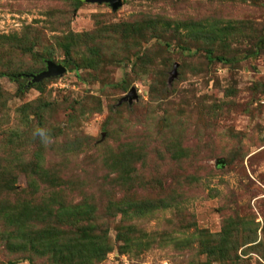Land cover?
<instances>
[{"label":"rangeland","instance_id":"rangeland-1","mask_svg":"<svg viewBox=\"0 0 264 264\" xmlns=\"http://www.w3.org/2000/svg\"><path fill=\"white\" fill-rule=\"evenodd\" d=\"M74 3L0 0V35L17 34L27 44L38 40L36 51L52 55L46 65L48 60L62 62L59 42L73 33L100 36L105 49L115 54L99 71L67 69L46 78L45 92L29 79L19 94L18 83L3 77L10 96L9 126H18V109L24 104H51L42 124L31 115L34 133L27 136L20 129L26 136L17 140L16 149L27 150V157L41 149L45 166L69 182L63 186L64 198L95 203L114 242L123 223L120 213L107 214L112 202L131 195L173 201L130 221L142 229V247L121 251L116 243L104 260L91 264H264L254 247L262 241L264 254V0H123L118 10L106 2L83 0L79 8ZM134 21L142 29L126 45L121 33H115L116 25ZM195 22L214 25L221 35L213 40L193 37ZM156 31L165 34L152 35ZM141 35L145 41L139 40ZM83 41L75 48L79 59L86 50ZM142 54L146 64L138 60ZM0 56V67L43 65L40 56L20 50ZM133 88L136 96L126 100ZM73 114L80 117L75 125ZM172 138L177 141L171 150L185 149L191 155L172 158L167 147ZM4 148L0 144V155ZM121 152H126L121 157L126 170L133 153V163L141 158L130 190L117 184L112 171L111 163L118 159L114 154ZM27 186V176L20 174L17 188L23 200L30 198L23 191ZM16 199L14 194L11 200ZM229 220L232 239L240 247L227 258L210 257L206 243L220 239ZM249 234L254 242L248 243ZM24 255L6 248L0 234V264H51Z\"/></svg>","mask_w":264,"mask_h":264},{"label":"trees","instance_id":"trees-1","mask_svg":"<svg viewBox=\"0 0 264 264\" xmlns=\"http://www.w3.org/2000/svg\"><path fill=\"white\" fill-rule=\"evenodd\" d=\"M74 1V0H67ZM75 7L79 8L83 0H75ZM156 19H154L155 21ZM142 23L138 21L123 22L116 25L115 33H121V40L128 45V39H136L137 30L142 29ZM147 25L151 24L147 21ZM195 27L192 28L193 37H219L221 33L219 28L214 25L206 27L201 22H195ZM168 26V25H167ZM113 27V26H112ZM170 25L168 26V29ZM144 29V28H143ZM141 31V30H140ZM176 31H178L176 29ZM157 34L159 37L165 33L156 31L152 35ZM214 36V37H213ZM139 40H146L144 35ZM84 39L86 46L85 52L82 51L80 59L75 55V48L79 45L80 39ZM17 34L15 35H0V53L20 50L23 54H31L33 58H40L42 67L34 66L27 67L24 63L13 66V63H6V67H0V144L4 145L3 155H0V222L5 229L0 231L1 240L6 248L13 252H20L24 258L33 261L34 256L46 258L51 264H91L104 260L108 253L115 249L116 243L121 251H130L133 247H142L143 239L141 237L142 229H139L136 224L130 221L134 219L147 217L153 210L157 208H167L172 204L171 198H160L156 200H143L136 195H131L128 198L114 201L108 205L107 214L117 216L122 215V223L118 227V232L115 237V242L110 236V229L106 227L105 222H101L98 214V207L89 199H84L80 202L73 203L64 198V190L66 184H69L64 178H61L56 170L48 168L44 164V154L41 149H36L30 157H27V150L16 149L17 140H22L24 136H28L27 132L33 131V120L31 115H35L37 124H42L45 121L48 110L51 109V104L48 101L39 100L31 101L18 109L16 121L18 126H9L10 113L8 102L9 94L4 89L1 79L5 76L15 80L18 85L17 93L21 94L26 91V84L29 78L27 74L33 72H41L46 69V58H52L51 53L47 55L36 51L35 47L38 40L32 43L22 41ZM264 43V40H263ZM60 46L64 49L65 58L62 64L68 70L75 69L76 71L84 68H92L95 71L100 70L101 63L115 59V54L103 45L102 37L95 36L92 33H77L70 34L65 39H61ZM39 45V44H38ZM212 53V50L209 51ZM40 56V57H39ZM107 57V58H106ZM139 62L146 64L145 54L137 56ZM147 57V56H146ZM220 60H230L220 56ZM212 59V58H211ZM3 57L0 56V63ZM111 61V60H110ZM138 64L134 63V67ZM26 66V67H25ZM50 79H45L43 82H32V86H36L41 92H45L44 85ZM125 81L122 82L124 85ZM125 86V85H124ZM72 108V112L75 111ZM70 121L75 125L80 121L79 116L73 114ZM24 125V128L19 127ZM23 127V126H22ZM20 129H24L26 135ZM40 128H37V133L40 134ZM173 139V138H172ZM177 139L168 142V149L171 157L174 159H182L189 157L191 154L185 149L171 150L170 146ZM118 156L117 161L111 163L112 171L118 175V185L130 190L135 185L137 179L133 178L132 173L135 171V163L141 158L134 160L135 154L127 161L128 169H123L121 165V157L126 155V152L114 154ZM109 162H106L107 165ZM20 174H25L28 178V186L25 190L30 197L23 200L20 196L21 191H18L17 183ZM45 185V186H44ZM59 186V187H58ZM61 187V188H60ZM44 191L43 194L40 192ZM17 194L16 201L11 198ZM41 196L40 201H36L34 196ZM103 217V216H102ZM233 220H229L228 224ZM227 224V225H228ZM235 224H239L236 222ZM245 224V223H242ZM203 235L205 231H200ZM256 232L253 231L252 234ZM221 238L216 240L214 244L206 243L205 249L210 257L227 258L232 252L238 250L237 243L232 239L233 233L230 231V224L225 226ZM205 236V235H204ZM205 238H207L205 236ZM248 243L254 242L256 239L253 235H248ZM263 246L262 241L257 244V251L261 252ZM7 264H17L16 260H10Z\"/></svg>","mask_w":264,"mask_h":264},{"label":"water","instance_id":"water-1","mask_svg":"<svg viewBox=\"0 0 264 264\" xmlns=\"http://www.w3.org/2000/svg\"><path fill=\"white\" fill-rule=\"evenodd\" d=\"M90 2H99V3H109L114 10H118L120 6L123 4V0H87ZM67 71L66 66H64L62 63L55 62L53 60H48L47 61V67L46 69L42 70L41 72L38 73H30L27 74L28 77H31V82H40L43 81L46 78H52V77H58L63 75ZM133 96H136V90L133 88L129 96L126 97L125 99H130Z\"/></svg>","mask_w":264,"mask_h":264}]
</instances>
